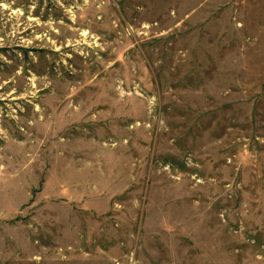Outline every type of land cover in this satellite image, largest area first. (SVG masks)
<instances>
[{"label": "rangeland", "instance_id": "374dc122", "mask_svg": "<svg viewBox=\"0 0 264 264\" xmlns=\"http://www.w3.org/2000/svg\"><path fill=\"white\" fill-rule=\"evenodd\" d=\"M0 264H264V0H0Z\"/></svg>", "mask_w": 264, "mask_h": 264}]
</instances>
